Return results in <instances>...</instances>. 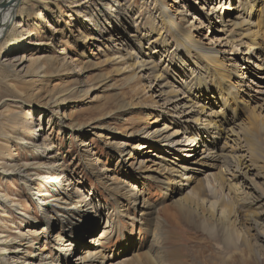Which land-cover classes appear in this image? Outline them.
Returning a JSON list of instances; mask_svg holds the SVG:
<instances>
[{
  "label": "rangeland",
  "instance_id": "obj_1",
  "mask_svg": "<svg viewBox=\"0 0 264 264\" xmlns=\"http://www.w3.org/2000/svg\"><path fill=\"white\" fill-rule=\"evenodd\" d=\"M84 1L80 0V3ZM175 1L181 2L182 5L185 3V0H132L135 12L132 15L135 19L141 18L139 22L146 18L152 23L155 15L159 13L158 7L154 8L155 4L160 6L162 2L172 10L171 5L174 6ZM89 2L92 3L93 9L98 8L96 0ZM218 2L220 0L210 1L207 12H210L213 5L218 7ZM239 2L241 4L243 0L222 1V5H231L237 9L235 13L227 15V18L238 19L244 14L241 11L244 8ZM23 3L21 0L15 7L16 15L9 24L6 41L0 43V144L13 139L15 133L12 126L19 124L21 118L23 121L32 118L35 126L30 129L25 141L32 139L33 132L41 127V131L36 133L41 135L43 140H48L43 150H47L50 144L55 145L57 160L67 166L65 174L60 175L61 184L72 182L70 186L73 191L81 195L83 200L93 204L90 215L76 220L71 226L73 241L77 245L74 249L73 244L74 256L82 255L91 248L87 241L102 232L111 239L101 248L107 259L98 258V262L108 261V264H264V207L255 206L257 198L264 197V106L256 109V104H247L246 97L239 104H233L232 107L237 109L234 124L226 123L220 135L217 134L218 144L212 145L217 154L228 156L234 146L226 139L227 131L233 127V131L241 138L242 145L249 152L246 155H250V158L246 156V159L240 157L241 162L245 165L247 159L251 162V165L248 164L249 171L246 176L251 180L252 189L237 182V187L234 185L235 190L231 191L235 197L226 196L225 205L221 200H216V207L225 215V219L218 221L216 215L213 217L204 213L203 208L196 210L193 205L205 192L206 185L217 189L212 175H218L222 165L211 169L210 161L206 167L195 166L194 162L193 168L200 174L197 175L195 185L187 186L181 193L178 192V182L175 183L174 178H169L171 184L144 179L146 176H159L155 172H158L157 169L162 165L153 166L149 161L143 174H139L131 165L139 154L133 147L147 141L142 139L143 132L149 129L151 119L154 123L150 128L163 129L168 126L172 130L171 133L179 125L175 120L176 124L171 126L172 118L161 112L162 108L150 103L148 84H145L147 81L138 79L134 83L128 82L130 73L127 70L126 73L122 71L124 66L113 61L114 52L109 43L91 41L83 44L76 41L79 38V25L84 23L85 16L82 14L78 20L76 17H70L75 8L68 10V1L37 0L27 2L28 6L21 9ZM193 7H196L194 1ZM60 11L63 13L59 14ZM187 11V25L193 21L195 25L194 17H197L208 26L207 19L197 11L192 8ZM183 14H186L184 10ZM221 14L222 9H218L211 17L209 28L202 30L203 37L200 38L198 33L194 34L201 47L213 48L218 41L226 38L224 34L211 32L212 24L220 25L217 17ZM258 15L259 13H256L254 18L256 24L259 22ZM114 21L101 20L103 27L109 31L108 35L118 34L111 30L117 26L112 24ZM17 22L22 25L21 30H29L34 34L21 44L23 50L19 54L26 55L23 67H19L15 60L11 62L8 57L4 58L5 54L8 56L10 51L15 50L16 47L13 48L12 43L21 37L20 28L10 32ZM131 25L132 19L127 23V26ZM50 26L54 29L51 30ZM141 26L142 24L138 23L139 29ZM258 27L256 25L255 29ZM59 28L62 29V34L52 38V33ZM157 31H151L152 40L159 35L160 32ZM145 33L144 30L138 32L139 35ZM62 49L64 51H61ZM214 49L217 50L218 46ZM142 51L157 58L154 51ZM183 56L181 59H186L184 53ZM31 57L33 61L28 62ZM222 57L224 56L219 54V58ZM166 64L168 65V61ZM168 75L171 77L172 74ZM168 75L164 73V76L170 78ZM173 76L177 82L172 77L171 82L179 86V83L188 80L189 75L180 70ZM249 81L251 78H248L247 82ZM183 92L186 93L184 98L190 99V102H205L203 98H198L197 93L185 90ZM210 95L215 96L212 109L217 107L219 112L221 98H216L214 91H211ZM19 101L22 103H17ZM192 116L194 115H190ZM227 119L233 120L232 110L227 112ZM258 120L262 124L259 127ZM182 125L184 124L180 126ZM225 143L227 149L223 153L222 147ZM124 148L127 155L131 153V160L127 165L122 163L123 158L120 157ZM86 150L90 153H84ZM148 150L157 162L163 157L173 159L172 155H167L161 150ZM9 152L19 156L16 158V164L31 161V158L23 153V149H10ZM237 155L240 156V152ZM2 158L4 157L0 154V163L3 162ZM229 161L225 167H230L233 171V161ZM90 166L91 168L87 169ZM63 175L66 176L65 179ZM131 185L139 188V192H136L140 196L139 204L146 206L141 209V213L127 207L124 187ZM38 188L42 194H47L48 189ZM0 191L8 196L9 201L21 204L18 211L12 207L11 202L5 207L0 206V234L7 233L17 239L28 229L34 232L32 234H37V237L30 236L35 243L27 248L29 255L24 257V260L33 261L34 255H39L41 259L45 249L47 250L43 256L50 257L60 253L62 247L51 248L49 238L51 242L56 235L63 238V229L69 227L64 225L63 228L62 222L52 220L54 224L49 227L48 233L39 234L46 229V220L39 212L35 198L27 195L24 184L16 178L3 179L0 175ZM186 194L189 201H179L182 198L187 199ZM216 195L221 197L219 192H216ZM233 212L238 221L235 225H231V219L228 218ZM23 214L31 219L21 217ZM107 222L111 225L106 227ZM6 247L10 248L11 245ZM4 250L5 248L0 257L8 260L9 255ZM25 253L26 251L23 252Z\"/></svg>",
  "mask_w": 264,
  "mask_h": 264
},
{
  "label": "bare ground",
  "instance_id": "obj_2",
  "mask_svg": "<svg viewBox=\"0 0 264 264\" xmlns=\"http://www.w3.org/2000/svg\"><path fill=\"white\" fill-rule=\"evenodd\" d=\"M19 1L21 0H0V43L6 41L9 24L16 15L15 7ZM23 1L21 9L28 6L27 2L37 0ZM52 1H68L67 9L72 10L75 8V10H72L70 17H76V20L84 14V23L79 25V31L77 30L79 38L76 41L83 44L91 41L109 43L114 52L113 61L120 66H124L121 69L122 71L127 70L130 73L128 82L134 83L138 79L139 81L140 79L147 81L145 84H148L147 91H149V95L146 94L151 101L150 103L162 108L161 112L172 118L170 121L171 126L176 124L175 120L179 124L177 129L171 133L172 130L168 126H164L163 129L150 128L154 123V120L152 122L151 119V123L148 124L149 129L143 132L142 139H147V141H145V144H136L133 147V149L139 151L138 158L131 163L134 169L139 174H143L144 170H147L146 163L149 161L153 166L162 165L157 169L158 172H155L159 176H146L144 179L156 183L166 182L171 184L169 178H174V182H178V192L181 193L187 189V186H194L197 175L200 174L196 168H193L194 162L195 166L206 167L210 161L209 167L211 169H215L216 165H222L219 174L212 175L217 189L214 190L209 184L206 185L205 192L193 205V208L196 210L203 208L204 213L213 217L216 215L218 221L225 219L223 211L216 207V200H221L225 205L227 203L226 196L234 195L235 197L236 195L231 191L235 190L234 185L236 186L237 182L252 189L251 180L246 176L251 162L247 159V166L241 162L240 157L246 159V154L249 152L242 145L241 138L237 137L233 131V127L227 131L226 139L234 146V150L228 156L217 154L216 148H212V145L218 144L217 139L219 136L217 134L220 135L226 123L234 124L237 109L232 107L233 104H239L246 97L248 98L247 104H256V109L264 106V0H243L241 4L239 2L241 7L244 8V10H241L244 14L242 13L238 19L227 18V15L233 14L237 10L231 5H222V1L228 2V0H220L218 7L213 5L209 13L207 12V6H209L210 1L217 0H193L196 7H193V1L185 0L183 1L185 2L184 5L175 1L174 6L171 5L172 10L161 2L160 6H156V4L154 6V8L158 7L159 13L155 15L152 23H149L146 18L139 22L141 18L138 20V18L133 17L132 14L135 12L132 0H96L98 5L96 7L98 8L95 9H93L89 0H85L83 3H80V0ZM187 8H192V10L205 17L208 26L197 17H194L195 25L194 21L187 25ZM218 9H222V14L217 17L220 25L213 26L212 24L213 31L211 32L224 34L226 38H223L220 42L218 41V44L213 48H203L195 39L194 34L198 33L200 38L203 37L202 30L206 27L209 28L211 24L209 20L218 12ZM183 10L186 14H183ZM256 13H259L257 16L259 18L258 24L254 20ZM39 14L42 15L41 12ZM131 19L132 25L127 26ZM101 20H109L110 22L115 20L112 24L117 26L112 27L111 30L118 34L108 35L109 31L103 27ZM179 22H183V24H179ZM138 23L142 24L140 29ZM214 23L216 24V22ZM256 25L259 26L258 29H255ZM21 26L17 22L10 31L15 32L17 28H20L21 37L12 43V47H16L15 50L10 51L8 56H6L7 54L4 56V58L8 57L11 62L15 60L19 67H23L26 63V55L19 54L23 50L21 44L34 35L29 30H21ZM50 29L53 30L54 28L50 26ZM140 30H144L146 33L139 35ZM153 30H158L157 32L160 33L152 40L151 31ZM58 34H62L61 28L52 33V38ZM216 46H218L217 50L214 49ZM172 47L174 49H171ZM145 49L154 51L157 58H153L152 54L143 53L142 50ZM183 53L186 59H181L184 57ZM219 54L224 57L220 59ZM32 58L28 62L33 61ZM167 61L168 65L166 64ZM169 65L172 69L169 68ZM180 70L189 75L188 80L178 82L179 86L173 85L171 77L177 82L173 74L176 75V72ZM164 73L172 75L171 77L168 75L170 77L168 78L164 76ZM248 78H251V81L247 82ZM183 90L197 93L198 98H203L205 102H190V99L184 98L186 93ZM211 91H214L216 98L217 96L221 98L219 112L216 110L217 107L212 109L215 105V96L210 95ZM170 95L172 96L170 97ZM181 95L183 97H180ZM17 103H22V101ZM229 110L233 111L232 121L227 119ZM190 115L194 116L190 117ZM181 124L184 125L180 126ZM257 125L258 127L262 125L260 120L257 121ZM34 126L32 118H27L25 121L21 118L19 124L12 126L15 136L12 140L0 144V154L4 157L2 158L3 164L0 163V169H2L0 175L3 179H18L26 187L27 195L35 198V204L46 220V226L44 227L46 229H43L39 234L48 233L49 227L54 224L53 221L55 220L62 222L63 228L64 225L69 228L63 229L65 238L56 235L53 242H51V239L46 236L50 240L51 248L58 249L62 247L60 253L50 257L49 255L43 256L47 250L45 249L42 251L41 259L39 255H34L33 261L24 260V257L29 255L27 248L32 247L35 243L30 236L37 237V234H32L34 232L29 229L26 233L20 234V239L7 233L0 234V255L4 248V251H7L9 255L8 260L0 257V261L2 264H108V261L98 262V258L107 259L101 248L103 245L108 244L111 239L109 235L102 232L87 241L92 246L91 248L84 251L82 255L74 256L73 251L77 245L73 241V228L71 226L76 220L84 219L90 215L93 211V204L83 200L84 198H81V195L73 191V187L70 186L72 182L68 181V184H61L60 175L65 174L67 166L64 162L57 160L55 145L50 144L47 150H43L48 140H43L42 136L36 133L41 131V127L33 132L32 139L25 141L26 135L30 133V129ZM229 138L233 139L230 140ZM211 139L215 140L212 141ZM157 143H159L158 149L155 147ZM19 148L24 150L23 153L30 157L31 161L16 164V158L19 156L16 153L10 154L9 150ZM150 148L172 155L173 159L163 157L162 160L157 162L153 159V155L148 152ZM226 149L225 143L222 147L223 153ZM124 150L125 148L120 157L123 158L122 163L127 165L131 160V153L127 155ZM239 152L240 156L237 155ZM84 153H90V151L86 150ZM226 160L233 161V163L231 162L233 171L230 167H225ZM180 164L183 165L179 166ZM90 168L91 166L87 169ZM63 177L65 179L66 176L63 175ZM247 183H250V185ZM140 185H144V183H140ZM38 187L48 189L47 194H42ZM124 191L127 195V207H132L138 213H141V209L146 208V206L142 203L139 204L140 196L136 194V192H139V188L131 185L124 187ZM216 192L221 193V197H218ZM186 197L187 199L182 198L179 201H189L187 194ZM263 198L258 197L255 206L264 207ZM9 202L11 201H9L8 196L0 191V206L5 207ZM11 204L16 211L20 210V203L12 201ZM138 204L139 206H137ZM143 215L141 214V216ZM235 216L234 212L228 216L231 219L229 221L231 225L238 222ZM21 217L26 218L27 216L23 214ZM27 218L31 219L30 216ZM233 218L234 220H232ZM108 224L111 225L110 222H107L106 227ZM254 224L258 227L257 222L254 221ZM65 240H67L66 243ZM8 244L11 245L10 248L6 247ZM25 251L26 253L23 254Z\"/></svg>",
  "mask_w": 264,
  "mask_h": 264
}]
</instances>
